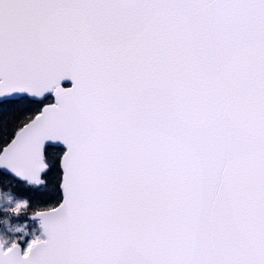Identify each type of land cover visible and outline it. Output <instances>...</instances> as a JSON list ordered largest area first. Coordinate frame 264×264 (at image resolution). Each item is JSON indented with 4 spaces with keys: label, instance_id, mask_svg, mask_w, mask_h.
<instances>
[{
    "label": "snow or ice",
    "instance_id": "snow-or-ice-1",
    "mask_svg": "<svg viewBox=\"0 0 264 264\" xmlns=\"http://www.w3.org/2000/svg\"><path fill=\"white\" fill-rule=\"evenodd\" d=\"M0 264H264V0H0Z\"/></svg>",
    "mask_w": 264,
    "mask_h": 264
}]
</instances>
